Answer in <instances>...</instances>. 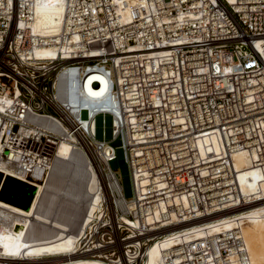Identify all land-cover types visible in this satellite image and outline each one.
Listing matches in <instances>:
<instances>
[{"label": "built area", "instance_id": "2783aa9c", "mask_svg": "<svg viewBox=\"0 0 264 264\" xmlns=\"http://www.w3.org/2000/svg\"><path fill=\"white\" fill-rule=\"evenodd\" d=\"M35 2L0 0V186L7 177L44 183L61 140L104 175L99 208L58 255L144 264L167 228L263 199L261 187L243 191L236 154L264 172V0H64L53 35L33 30ZM45 48L53 54H38ZM115 138L130 197L109 163ZM3 228L15 227L0 207ZM237 231L177 238L161 262L225 264L236 255L248 264Z\"/></svg>", "mask_w": 264, "mask_h": 264}, {"label": "bare ground", "instance_id": "6f19581e", "mask_svg": "<svg viewBox=\"0 0 264 264\" xmlns=\"http://www.w3.org/2000/svg\"><path fill=\"white\" fill-rule=\"evenodd\" d=\"M63 6L64 0H36L35 17L32 23L33 30L45 35L56 34L60 30ZM38 52V54H53V51L49 48L40 49ZM86 87L89 91L93 92L88 84ZM69 159L74 160L76 169L78 170V187L74 183V188L77 187V189L73 191L71 198L82 204V211H80L81 213L77 217L71 214V216L62 218L59 216L60 214L57 215L50 210L49 206L45 204V199L52 169L56 166L58 167L59 163H65ZM236 163L239 167L244 168L241 171L240 177L245 194L255 192L258 190V187H261L260 194L262 195L260 198L263 199L245 206H228L215 210L208 216L185 221L167 228L165 237L159 239L149 247L144 264H162V249L173 244L177 238H199L209 234L228 233V230H232L233 232L239 230L237 232L244 239L245 247L249 253L248 264H264V180L260 181L264 178V172L250 165V158L245 152L236 154ZM103 176L101 168L89 158L82 148L73 145L70 141L61 140L57 147L56 158L53 161L51 170L48 172L47 178L44 183L38 182L35 185L26 206L0 196V207L10 215L15 227L13 230L0 229V253L13 254L10 257L0 255V264H19L20 262H18L17 258L20 255L30 256L44 253L51 255L47 256L49 258L38 259L35 264H112L101 258L82 254H75L69 257L58 255L61 254L60 252L71 250L74 247L78 228L86 212L89 209L99 208V202L102 198L101 186ZM5 182L3 181L0 186V193ZM52 183L54 184L53 181ZM61 190L63 191V188ZM62 194H60V198ZM65 196L64 194L63 197ZM51 197L52 195H49V198ZM34 235H37V238ZM3 258L9 259L4 261ZM225 264H241V262L236 255H232L230 260Z\"/></svg>", "mask_w": 264, "mask_h": 264}, {"label": "rangeland", "instance_id": "374dc122", "mask_svg": "<svg viewBox=\"0 0 264 264\" xmlns=\"http://www.w3.org/2000/svg\"><path fill=\"white\" fill-rule=\"evenodd\" d=\"M83 115H84V113H83ZM96 124H97L96 134H97L98 137H101L102 136V127H101L102 126V115H98L96 117ZM105 137L108 138V139L111 137V118H110V115H108V114L105 115ZM111 144L115 147V156L110 159V161H109L110 166L112 168H114V169H117V171L119 172L120 181H121L122 189H123V194L125 195V197H130L133 194L132 182H131V177H130V171H129L128 164H127V162L124 159L123 149L119 146L120 145V139L119 138H115V139L111 140ZM70 161L71 162L73 161V162L71 163ZM74 164H75V162H74L73 159H69L65 163H59L58 167L56 166L55 168L52 169V171L55 172V173H53L51 171L50 177H49V181H48L49 182V188H48V191H47L45 204L49 206V208H50V210L52 212L56 213L57 215L60 214L59 216H61L62 218L71 216V214L74 215L75 217H77V216H79L78 214L81 213L80 211H82V204L77 202L75 199H74L75 200L74 201L73 198H71L73 196V191H75V189H77V187H78L77 186L78 185V183H77L78 182V179H77L78 170L76 169V164H75V166H74ZM59 166H60V168H59ZM55 169H57L58 172H57V170L55 171ZM59 169H60V171H59ZM66 173H67V175H66ZM62 174H64V175H62ZM57 175H59V176H57ZM67 177H69L71 180L69 178H67ZM73 178H74V180H73ZM52 181L54 182V184L52 183ZM67 181H69V182H67ZM70 183H72V184H70ZM74 183H76L75 184L77 186L76 188H74L75 187ZM69 186H71V187H69ZM61 187L63 188V191L61 190L62 189ZM56 188H57V190H56ZM5 189L11 191L10 188H5ZM50 189H51V191H50ZM32 190H34V189H32V187H30L28 185H24L23 194L26 193V192H31ZM55 190H56V192H55ZM61 193H63V194L61 195V198H60V194ZM64 194L66 195L65 197H63ZM67 194H70L71 196L67 195ZM7 195H9V193H7ZM49 195L50 196L52 195V197L49 198ZM12 196L15 199H19V197H21L22 195L19 196V195L15 194V195H12ZM20 199L22 201V205L26 206V202H27L28 198L27 197H22ZM49 199H50V201H49ZM60 204H61V206H60ZM76 206H77V208H76Z\"/></svg>", "mask_w": 264, "mask_h": 264}, {"label": "trees", "instance_id": "16d2710c", "mask_svg": "<svg viewBox=\"0 0 264 264\" xmlns=\"http://www.w3.org/2000/svg\"><path fill=\"white\" fill-rule=\"evenodd\" d=\"M24 185H26V184H23V186L19 189V190H17L16 188V184H14V183H11V182H6L5 183V187L6 188H10L11 189V191H9V190H6V189H2L1 190V193H0V196L1 197H3V198H5V199H8V200H11V201H13V202H16V203H19V204H21L22 203V201H21V199L20 198H22V197H27V198H29L31 195H32V193H33V190L31 191V192H26V193H24L23 194V188H24ZM29 186V185H28ZM7 193H9V195H7ZM15 194H17V195H22L21 197H19V199H15L12 195H15Z\"/></svg>", "mask_w": 264, "mask_h": 264}, {"label": "water", "instance_id": "95a60500", "mask_svg": "<svg viewBox=\"0 0 264 264\" xmlns=\"http://www.w3.org/2000/svg\"><path fill=\"white\" fill-rule=\"evenodd\" d=\"M0 180H1V173H0ZM5 181H6V182H11V183L16 184V187H17L16 189H17V190H19V189L23 186V184H24L22 181L17 180V179L12 178V177H7ZM6 182H5V183H6ZM29 186L32 187V189L35 188V186H33V185H29ZM5 188H6V187H5V185H4L2 189H5ZM30 197H31V196H30ZM30 197L28 198L26 204L29 202Z\"/></svg>", "mask_w": 264, "mask_h": 264}]
</instances>
